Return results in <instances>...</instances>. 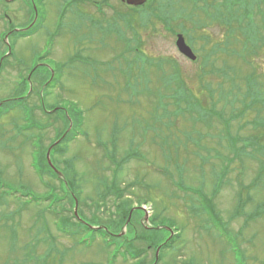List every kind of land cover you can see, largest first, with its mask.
<instances>
[{"label":"rangeland","instance_id":"1","mask_svg":"<svg viewBox=\"0 0 264 264\" xmlns=\"http://www.w3.org/2000/svg\"><path fill=\"white\" fill-rule=\"evenodd\" d=\"M63 2L74 11L64 23L56 19ZM110 2L125 17H113V10L107 9L108 15L96 14L89 23L86 15L80 20L76 13L84 12L78 0H37L38 22L31 24L21 1L0 0V17L6 10L12 17L11 28L7 18L0 19V56L5 57L0 68L1 103L32 92L26 112L14 110L0 118V182L20 195L49 196L51 186L38 175L45 168L39 154L43 146L46 150L53 145L56 129L63 127L59 109L72 114L77 107L85 113L81 135L68 146L61 143L67 147L64 155L54 151L50 157L70 183L75 177L73 189L82 216L100 227L113 224L119 207L107 194L110 190L111 195L121 194L118 204L146 208L147 213L134 211L143 224L135 218L122 231L110 225L114 234L127 239L145 236L144 241L131 242L144 264H264V153L251 152L255 148L244 141L253 134L258 137L254 146L264 148L262 131L252 125L257 118L264 121V76L248 85L225 68L226 63L243 76L250 67L238 58L242 45L237 37L232 39L235 53L212 55L221 77L206 75L201 80L202 73L209 72L203 63L207 52L217 43L221 49L227 45L217 22L207 27L212 40L203 45L198 29L184 19L197 8L194 1L155 0L154 12ZM169 16L176 17L170 28H185L186 40L199 55L196 61L179 52L176 40L182 32L166 28ZM203 17L197 13L195 19L209 20ZM34 26L38 28L26 37L8 33ZM258 57L264 60V55ZM37 63L35 74H29ZM52 73L59 78L55 84ZM243 99L247 104L258 99L257 109L238 120L230 118L229 109L223 114L228 100L231 108L240 109ZM215 114L224 119L213 116L210 124L209 116ZM228 120L229 137L223 131ZM232 137L237 140L230 151L227 143ZM232 155V162L223 161ZM227 169L230 173L224 178ZM48 179L52 186L59 185ZM216 184H223L216 198L219 220L204 214L195 197L204 191L210 197ZM6 200L0 206V264H141L124 261L125 249L135 250L123 238L108 246L88 232L69 237L56 231L55 214L39 218L51 201L22 208L20 201ZM59 206L58 210L66 209L65 215L73 210L65 200ZM244 206L245 212L253 213L249 224L245 216H234ZM108 211H115L111 218ZM175 234L171 247L163 246ZM153 242L163 243L149 245Z\"/></svg>","mask_w":264,"mask_h":264},{"label":"trees","instance_id":"2","mask_svg":"<svg viewBox=\"0 0 264 264\" xmlns=\"http://www.w3.org/2000/svg\"><path fill=\"white\" fill-rule=\"evenodd\" d=\"M193 1H194V4L197 6V8L191 10L190 15H187L186 18H184V19H186V21L190 20L193 23V27L195 29H198L197 34L198 33L200 34L199 38L201 39L202 42H204L203 45H208L211 42L212 37L207 35L206 29H208L207 27L209 25H212V23H215V22H217V24H219V26L225 31L224 32L225 33V40L223 41V44H224V46H225V44L227 45L226 49H221V48H218V43H217L210 49V51L207 52L206 59L204 62V68H208L209 72L206 73L205 75L202 73L201 80L203 81V78L205 79L206 75L212 76V77H214V76L221 77V74H220L221 69L218 68L219 66L216 65V63H214L211 60L212 55L219 53V52H221V53L226 52L228 54V57H229V54L231 52L235 53L234 52L235 47L233 45L236 43H233L232 39L239 37L241 42H237V43H241V45H242V54L239 55L238 58L240 57L243 60V62H245V64L250 66V67H248V72L246 74H244L243 76H239L236 73V71L238 70L237 68L230 67L226 63H225V68L227 67V69L233 71L232 73H234L233 77L235 80H237L239 78L242 81L244 80L243 83L248 84V85H250L251 83H258V78L261 76H264V72L259 71L262 68H264V60H262L258 57L261 54L264 55V0H193ZM164 10L167 11L165 8H164ZM197 13H201V14L204 13L203 18L205 19V17H206V19L209 18V20L208 21H202V20L198 21L197 19H195ZM172 18H174V17H172ZM165 23L167 24L166 28L169 29L171 27V25L166 20H165ZM33 29L30 31H27V32H13V34L16 37H20V38L26 37L28 35V33H31L34 31ZM180 29L182 31H184L183 29H185V28L180 27ZM256 59L257 60L260 59L263 62L258 64ZM204 73H205V71H204ZM34 74H35V71H33L32 75H34ZM56 79L57 78L55 77L54 80H56ZM211 84H213V83H211ZM203 87L206 88L205 85H203ZM27 98H28V96H26V98H20V97L18 98V96H17V97H15V99L11 100L10 103L6 104L4 106V108L10 109V110L14 109V110L25 111L28 108ZM228 101L225 103V106L223 109V114L225 113L226 110L229 109L230 118L233 120L243 119L245 117V114L247 113V111L252 110V109L253 110L257 109L256 106L258 103V99H253L250 104H247L246 101H244V99H243L241 102L242 105L240 106L242 108H240V109H238L239 107H236V108L232 107L231 108V103H229ZM180 102H181V100H180ZM187 103H188L189 107H191V101H187ZM196 105H197V103H196ZM254 108H256V109H254ZM59 110H61L60 113H61L63 121H64V127H62V129H61V132L58 135V139L61 136H63V134L66 133L62 142L69 143L75 139V136H76L75 133H77V132H75V127L79 128L83 125L84 120H85V113L82 109L79 110L77 107L74 109L73 108L71 109L72 114L70 111H66L65 109L64 110L59 109ZM255 115H256V113H255ZM213 116L218 117L219 118L218 120L224 119L223 115L215 114V115L209 116L210 121L214 120V118H212ZM71 122H73V128L71 129L70 132H66L67 129L69 128ZM252 123L251 124L253 125V129L262 131V135L260 137L264 138V121L259 120L257 118L254 120V122L252 121ZM241 129H243V128H241ZM249 135L250 136L247 137L246 139H244V141L245 142L248 141L250 146L255 148V149H252L251 152H256L259 154L264 153L263 152L264 148H262V147L258 148L260 146H254V144L257 140L256 138H258V137L253 136V134H249ZM229 136H230V134L227 133V137H229ZM232 140L233 141H231L229 139L228 147H230L231 149H234V147L236 146L235 141L237 139L232 137ZM248 147H246V148H248ZM243 148H244V146H243ZM62 153H65V150H63ZM41 157L43 159V160H41V162L45 163L44 166L47 165L48 171L55 175L54 172H51L52 170L50 169L51 167L49 166L48 160L46 158V152L42 153ZM252 157H254V156H252ZM233 159L234 158L230 159V157H229V158H224L223 161L225 163H228V161L232 162ZM260 165L262 167L263 163H262V161L259 160V166ZM40 172H41L40 175L42 177H44L45 173L43 171H40ZM73 179L74 180L72 183H70L67 180L68 183H67V185L65 184L66 190L69 191L71 194L74 193L73 187L76 185L75 177H73ZM129 185H132V184H129ZM114 191H116V190H114ZM54 192H57L56 189L54 190ZM112 192L109 190V191H107V194L111 195L110 193H112ZM9 194H10V192L5 191V189H2V191L0 192V206L6 204L8 202V200H6V199H8ZM12 194L14 195V193H12ZM56 195L57 194L54 193V196H56ZM115 195H116V198L120 199L119 197L121 196V194H118L115 192ZM14 197H15V195H14ZM33 201L37 202L38 199L33 198ZM56 203H58V200L56 201ZM207 203L211 209H214L212 201L208 200ZM118 207L119 208H117V211H118L119 215L117 216L116 221L111 225H114L118 230H122V227L125 225V223L128 220L130 211L133 208V206L129 207V205L126 202H124V204H120ZM46 210H47V208H44L42 213L45 212ZM198 211H200V210H198ZM135 212L132 214L131 223L133 222V220L135 218H136L135 220H137V221H139L141 219V217H139L138 214H135ZM214 216H216V215H214ZM39 217L42 218L40 215H39ZM59 218H60V224H59L60 226L59 227H60L61 231L69 232V234H71L73 237L83 236V234L85 235L87 233V231L88 232L90 231L84 224H82V223L80 224L78 222L72 221L69 217L64 218L63 216H61ZM62 219H63V224L61 223ZM93 221H95V220H93ZM154 230H156V229H154ZM146 231H148V230H146ZM144 239H145V236L141 237V235L138 234L135 238H132L130 241H133V240L144 241ZM153 243L154 244L158 243L159 245L161 244L160 242H153ZM150 244H152V243H150ZM166 245H168V244H165L163 246H166ZM162 248H164V247H162Z\"/></svg>","mask_w":264,"mask_h":264},{"label":"flooded vegetation","instance_id":"3","mask_svg":"<svg viewBox=\"0 0 264 264\" xmlns=\"http://www.w3.org/2000/svg\"><path fill=\"white\" fill-rule=\"evenodd\" d=\"M4 1L5 3H12V4L15 1H21V3L26 7L27 10L35 9V7L37 8V5H38L37 0H4ZM78 1L81 5L84 6L83 7L84 12L83 13H80V12L78 13L76 11L75 12L79 14L80 20H82V18L86 15L87 19L86 18H83V19H86V21H88L89 23H93L94 16L96 14H99L100 16H106L108 15L107 9L113 10V4L110 2V0H78ZM87 3L91 5V10H87L89 7ZM69 7L70 5H67L66 2H63L61 4L60 12L56 17L57 21L64 23L68 13L73 11L71 10L73 8H69ZM76 13L74 14V16L76 15ZM36 21L38 22V19ZM251 218H252L251 215L245 216V221Z\"/></svg>","mask_w":264,"mask_h":264},{"label":"water","instance_id":"4","mask_svg":"<svg viewBox=\"0 0 264 264\" xmlns=\"http://www.w3.org/2000/svg\"><path fill=\"white\" fill-rule=\"evenodd\" d=\"M126 1L129 4L141 5V4L145 3L147 0H126ZM177 46H178L179 50L183 54H185L187 57L191 58L192 60H196V58H197L196 54L193 52L192 48L186 43L183 35L178 36ZM48 159H49V154H48Z\"/></svg>","mask_w":264,"mask_h":264}]
</instances>
